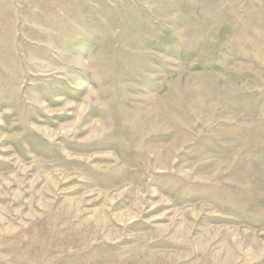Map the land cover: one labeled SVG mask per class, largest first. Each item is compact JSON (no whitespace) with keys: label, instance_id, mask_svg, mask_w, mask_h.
<instances>
[{"label":"rangeland","instance_id":"1","mask_svg":"<svg viewBox=\"0 0 264 264\" xmlns=\"http://www.w3.org/2000/svg\"><path fill=\"white\" fill-rule=\"evenodd\" d=\"M0 264H264V0H0Z\"/></svg>","mask_w":264,"mask_h":264}]
</instances>
